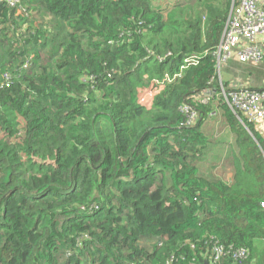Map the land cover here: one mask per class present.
I'll return each instance as SVG.
<instances>
[{"label":"trees","instance_id":"trees-1","mask_svg":"<svg viewBox=\"0 0 264 264\" xmlns=\"http://www.w3.org/2000/svg\"><path fill=\"white\" fill-rule=\"evenodd\" d=\"M183 1L0 0V264H264V138L212 54L235 0ZM216 102L226 180L196 163Z\"/></svg>","mask_w":264,"mask_h":264},{"label":"built area","instance_id":"built-area-1","mask_svg":"<svg viewBox=\"0 0 264 264\" xmlns=\"http://www.w3.org/2000/svg\"><path fill=\"white\" fill-rule=\"evenodd\" d=\"M9 6H17L20 0H1ZM21 3V2H20ZM264 37V7L260 0H235L232 13L227 21L222 42L219 47L212 51L220 63H227L237 52L238 59L241 62L264 61V46L258 41V37ZM111 43V41L109 42ZM199 57L192 55L186 56L185 63L196 64ZM24 67H27L25 64ZM170 76H165L163 80L152 79L148 86L142 88L139 94V103L144 106H151L153 96L157 92L158 85L171 81ZM222 87L219 95L235 112H241L248 121L255 123L258 119L264 118V89H237L233 92H227ZM180 111L185 115L183 125L190 126L198 119V111L190 105H181ZM264 207V202L262 203ZM86 212L92 213L94 209H86ZM235 258H245L249 255L247 248L236 249L228 248L221 242L215 240L210 248V256L207 264H220L221 258L226 254H231Z\"/></svg>","mask_w":264,"mask_h":264},{"label":"crops","instance_id":"crops-1","mask_svg":"<svg viewBox=\"0 0 264 264\" xmlns=\"http://www.w3.org/2000/svg\"><path fill=\"white\" fill-rule=\"evenodd\" d=\"M174 1L176 0H159L156 6L159 9H165ZM180 2L183 3L184 1L180 0ZM260 2L264 7V0H260ZM258 41L264 46L263 36H259ZM238 58L237 52H234L232 58L225 64L224 80L234 88L264 89V62H241ZM214 109L202 126L203 131H205L209 138L207 153H219L221 157L213 158L226 160L225 153L229 152L232 155L236 138L226 123L223 112L217 102L214 104ZM255 128L262 138H264V118H260L255 122ZM228 163H230V159ZM218 171H222L221 175L228 176L227 179L232 178V169H225L222 166Z\"/></svg>","mask_w":264,"mask_h":264},{"label":"rangeland","instance_id":"rangeland-1","mask_svg":"<svg viewBox=\"0 0 264 264\" xmlns=\"http://www.w3.org/2000/svg\"><path fill=\"white\" fill-rule=\"evenodd\" d=\"M228 63V62H227ZM227 63H220L219 62V67H218V77L220 80H224V67L225 64ZM143 94V91L140 93V95ZM225 158L226 160H222L221 158H213V157H221V155L219 153H215V154H211V153H205L204 155L201 156V159L199 161H197L196 163L200 166V168L202 170H208V172L210 173V175L214 176V177H223L224 179H227L228 176H223L222 171H218L223 167H225V169H232V155L227 152L225 153ZM230 159V163L229 162ZM211 170V171H210ZM219 173V174H218Z\"/></svg>","mask_w":264,"mask_h":264}]
</instances>
